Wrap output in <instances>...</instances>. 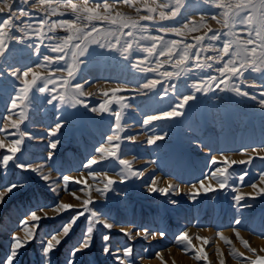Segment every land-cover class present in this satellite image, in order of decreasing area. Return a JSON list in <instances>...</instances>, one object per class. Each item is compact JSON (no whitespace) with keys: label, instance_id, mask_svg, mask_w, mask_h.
Instances as JSON below:
<instances>
[{"label":"rangeland","instance_id":"obj_1","mask_svg":"<svg viewBox=\"0 0 264 264\" xmlns=\"http://www.w3.org/2000/svg\"><path fill=\"white\" fill-rule=\"evenodd\" d=\"M77 2L82 3V0ZM136 6L140 7L141 4L137 2ZM27 7L25 5V8ZM29 10L34 16L21 17V20L30 21L33 25L38 24L39 17L44 13L36 9ZM59 11L68 14L64 17L54 16L52 20L72 18L69 9L61 8ZM116 11L138 19L133 8L127 5H116ZM220 12L221 9L215 7L211 0L207 3L204 0H187L185 8L181 9V14L176 20L161 23H165V26L181 27L189 21L198 22L203 16L208 21V27L194 31L186 29L181 36L158 32L160 24L156 21L141 23L148 28L145 35H164L166 40H184L188 44H194L195 38L204 36L208 28L224 31L222 26L212 19L213 16L221 19ZM143 14L146 13L142 12L141 15ZM3 15L0 13V16ZM96 23L102 30L110 26L105 21ZM191 27L190 24L189 28ZM69 34L60 27H57L54 33H50L61 38ZM17 36L25 43H12L14 51L10 57L11 65L21 73L30 68L42 72L38 66L44 62L43 57L56 55L47 48V45L54 41L45 39L41 42L31 31L27 36L17 32ZM107 39L112 40L113 37L108 36ZM123 41L122 37L121 44ZM149 44V41H141L140 47L137 48L133 43L131 55L112 48H101L97 44H89L88 54L79 57V71L76 79L72 81L73 85L83 84L88 95L81 99L87 107L80 104L72 107L69 102L59 101L48 104L47 95L35 91L30 94L36 99L29 111V120L21 125V130L37 139L25 138L22 152L17 153V156L23 162L44 163L51 151L48 147L49 142L59 139L60 143L54 150L53 160L47 161L48 166L44 168V173H50L51 179L57 181L59 186L56 191H51L35 173L16 168L11 162L7 175L0 173V185L9 182L24 185L0 204V264H6L13 235L19 236L21 240L26 237V233L19 227L21 220L30 211L36 210L37 204L52 205L60 200L73 205L74 208L62 215L45 209L48 215L55 216V219L40 221V227L35 229V239L20 249L14 261V264H44L41 255L42 240L56 232L68 220L71 212L82 210L83 200L88 198L85 192L78 191L83 185L70 182L69 191L65 192L64 184L59 178L67 175L86 179L93 188L102 187V184L93 181L89 176V172L93 170L107 172L117 180L106 196L93 191L91 198L94 203L90 205L105 217L110 216L114 227L108 230L102 225H97L93 232L92 246L77 254L74 258L75 264H118L112 254L106 255L103 251L104 234L111 237L107 243L113 253L122 254V250L128 247L133 250L132 256L127 258L131 264H206L205 261L196 258L197 253L194 249L186 252L183 250L184 245L177 241V236L185 231L192 238L196 249L203 243L198 238L208 239L209 243L203 245L208 255L207 264H220L221 260H224L225 264H246L245 258L254 260L256 255L264 256V196H255L249 186L253 182L259 184L258 177L264 171V160L260 159L264 156V108L258 104L260 94L264 92V74H254V81L248 79L244 83L233 80V83L243 91L249 92L248 97L223 91V85L220 87L213 85L210 91L197 92L193 85L203 86L202 81H207L209 76L219 77L216 70L219 65L200 70L193 64L191 71L181 72L178 78L172 79H166L158 72L139 71L138 65L157 67L155 57H148V54L141 50ZM181 47L183 45L177 46ZM208 55L214 53L210 51ZM203 58L202 55L201 59ZM66 59L71 63L70 58ZM159 60L163 64L160 72L175 71L171 63H164L167 55L159 57ZM4 67L11 72L7 65ZM52 67L66 68L67 65L61 61L59 65L54 64ZM56 75L66 76L67 73L61 71ZM248 75L245 73V78ZM153 80H159L160 83L154 89H143V84ZM9 83L15 84L16 89L21 86V81H15L14 77L10 78ZM253 84L254 86H250ZM117 87L126 89L116 94L126 99L121 102L113 101L109 106V112L91 111V108H98L106 99L112 98L111 93L109 97H104L102 94L104 90ZM15 94L12 87L0 90V123L7 125L4 118L9 115L11 97ZM186 95H194L195 99L181 109L184 112L183 116L153 121L150 125L142 124L148 116L160 115L174 105L178 107ZM252 96H256L257 100ZM121 103L130 105L122 113L124 116L122 122L126 128L121 135L136 137L134 142H124L122 147L127 155L123 158L132 161L133 168L144 173L142 177H130L123 183L119 182L121 177L116 174L119 169L111 160L103 161L91 168L86 167L90 158L99 155L96 149L103 145L106 137L115 130L112 112L120 110ZM58 120L63 127L56 137H52L48 134L49 129L54 127ZM164 133H166L164 139L156 141L155 144L147 143L150 136ZM3 138L0 136V139ZM3 152L4 150H0V154ZM250 156L253 157L250 163L236 164L229 169L233 176L229 178L228 186L225 188L220 189L216 179H209V174L217 167L211 163L213 158L218 161H223L225 157L229 160H248ZM245 172L247 175L244 184H240L235 177ZM153 179L159 188H166L172 184L176 190L170 191L168 195L149 192V182ZM201 181L205 185L210 182L216 190L207 193L201 190L200 195L192 199L189 194L195 191L193 186L199 187ZM72 191L81 199H75L70 194ZM248 193H253L254 198L245 195V199L239 205L234 200L235 196ZM171 200L178 203L175 205L168 203ZM245 203L250 206L242 207ZM38 215L43 216V213L38 212ZM235 219H240L241 223L235 225ZM28 223L29 225L33 223L30 218ZM85 227V217H81L69 237L61 235L62 243L51 254V264H69L70 252L83 236ZM121 227L132 233L131 237L120 231ZM144 229L149 232L147 239L143 238ZM161 230L166 233L163 237L159 235ZM137 231L141 232L139 236L136 235ZM236 231H239V238ZM220 233L223 234L222 237ZM226 239L232 243H226ZM242 240L248 241L250 247L257 250L256 254L250 252ZM233 249L244 256L235 258L232 254Z\"/></svg>","mask_w":264,"mask_h":264},{"label":"snow or ice","instance_id":"obj_2","mask_svg":"<svg viewBox=\"0 0 264 264\" xmlns=\"http://www.w3.org/2000/svg\"><path fill=\"white\" fill-rule=\"evenodd\" d=\"M137 2L141 4L140 7L136 6ZM204 2L207 3L209 0H204ZM186 3L187 0H82V3H78L77 0H0V13L4 14L0 16V90H3L5 87H12L16 93L11 97V106L8 109L9 115L4 118L7 121V125L0 123V136L4 137L0 139V150H4L3 154H0V173L7 175L9 163L11 162L16 168L35 173L45 182L51 191H56L59 186L58 182L51 179L50 173L45 174L44 168L48 166L47 161L53 160L54 150L59 145L60 140L54 139L49 142L48 147L51 151L45 158L44 163L33 164L31 162H23L17 156V153L22 152L25 138L34 140L37 137L22 131L21 125L29 120V111L36 99L34 95L30 94L34 91L47 95L46 102L48 104L59 101L61 103L69 102L72 107H75L77 104L87 107L84 100L81 99V97L88 95L84 91L83 84L76 83L73 85L72 81L76 79V74L79 71V57L88 54L89 44H97L101 48H112L131 55L130 49L133 48V43L139 48L141 41H149L150 44L141 50L146 52L148 57H155L157 67H141L138 65L139 71L158 72L159 75L166 79H172L178 78L181 72L186 73L191 71L193 64L200 70L219 65L216 69L219 77L209 76L207 81H202L203 86L193 85L195 91L206 92L210 91L213 85L216 87L223 85V91H231L238 96H250L249 92L243 91L233 83V80H240L241 83H244L248 79L254 81V74H264V0H211V3L215 7L221 9L219 13L221 19H217L216 16H213L212 19L216 20L224 31L208 28V32L204 36L195 38L194 44H188L184 40H166L164 35H145L148 28L141 21H156L160 24L157 29L158 32L165 34L174 33L177 36H181L186 29L194 31L207 28L208 21L203 16H201L198 22L189 21L181 25V27L173 25L165 26V23H161L176 20L181 14V9L185 8ZM119 4L133 8L138 19L116 11V5ZM25 5L28 7L25 8ZM61 8L69 9L72 18L52 20L51 18L54 16L64 17L68 14L59 11ZM29 9H36L44 13L39 17L38 24L33 25L30 21L25 22L21 20V17L30 18L34 16V13ZM142 12L146 14L141 15ZM98 21H105L110 26L102 30L96 23ZM190 24L192 25L191 28H189ZM238 26L239 31H237ZM45 27H47V31H45ZM57 27L65 29L70 34L62 38L50 35V33L55 32ZM29 31L34 33L41 42L45 39L54 41L49 43L47 48L49 51L56 53V55L55 57H43L44 62L38 66L43 70L42 72L30 68L21 73L10 63V57H12L14 51L11 46L12 43H25L22 38L17 36V32L27 36ZM108 36H112L113 39L108 40ZM122 37L124 41L121 44ZM178 45H183V47L177 48ZM193 49L194 51H190ZM210 51L214 55H208ZM166 55L167 60L164 63H171L175 69L174 72L159 71L163 67L159 57ZM202 55L203 59H201ZM66 57L70 58L71 63H69ZM61 61L67 67L53 69L52 66L54 64L59 65ZM4 65H7L11 69V72H8ZM61 71L66 72L67 75L57 76L56 73ZM245 73L249 74L247 78H245ZM12 77L15 78V81H21L19 89H16L15 84L9 83ZM159 83V80H153L143 84L142 87L143 89H154ZM49 85L52 87H49ZM250 86H254V84ZM125 90L120 87L104 90L103 96L107 98L111 93L112 98L106 99L98 108H91V111L100 113L109 112V106L113 101L121 102L126 99L125 97L116 95ZM252 98L257 100L256 96H252ZM194 99V95H186L178 107L174 105L170 110H165L160 115L148 116L142 121V124L150 125L153 121L181 117L184 115L181 109L189 105L190 101ZM258 104L261 108H264V92L260 94ZM128 107L130 105L121 103L120 110L112 112L115 130L111 135L106 137L105 143L96 149L99 155L90 158L86 165V167L91 168L93 165L111 160L115 167L119 169L116 174L121 177L119 181L121 183L130 177H142L144 175L142 170L133 168L132 161L123 158L127 155L126 150L122 147L124 142H134L136 139L134 135H121L126 128V125L122 122L124 120L122 113ZM62 127L63 124L58 120L54 127L49 129L48 134L56 137ZM165 135L166 133L154 134L148 138L147 143L155 144L156 141L164 139ZM252 159L253 157L251 156L248 160H229L225 157L223 161H218L213 158L211 163L217 165V167L213 173L209 174V179H216L219 188L223 189L228 186V180L233 176V173L229 172V169L236 164H248ZM260 159L264 160V156H261ZM52 167H55L54 163ZM246 175L247 173L245 172L235 177V179L240 184H244ZM89 176H91L93 181H97L103 186L93 188L92 185L88 184L86 179H77L67 175H62L59 178L64 184L63 190L65 192L69 191L68 185L70 182L83 185L78 191L85 192L88 198L83 200L82 210L71 212L68 220L56 232L49 234L46 239L42 240L41 255L44 264H51L50 256L61 245V235L65 238L69 237L81 217H85L86 227L83 236L70 252L69 264H75L74 258L77 254L84 252L92 246L93 232L97 225H102L108 230L113 229L114 224L111 222V217H105L103 213L90 207V205L94 203L91 198L93 191L99 193L101 196H106L107 192L112 190L111 186L117 183V180L109 176L107 172H96L94 170L89 172ZM258 179L259 184L253 182L249 186L253 189L255 196H264V186H261L264 185V171L260 173ZM156 185L155 179L150 181L148 191L168 195L170 191L176 190L172 184H169L166 188H159ZM23 187L22 183L13 182L0 185V204L5 202L6 197ZM193 187L195 191L189 194L192 199L199 196L201 190L205 193L216 190L210 182L205 185L203 181L199 183L198 188ZM233 190L239 191L238 189ZM70 194L75 199H81L76 195L75 191L70 192ZM245 195L254 198L253 193L237 195L234 197V200L238 205L245 199ZM168 203L175 205L178 202L171 200ZM249 206L247 203L242 205V207ZM73 208V205L63 203L60 200L52 205L37 204L36 210L30 211L20 222L19 227L26 233L25 239L21 240L19 236L13 235V243L6 258V264H14L20 249L26 247L32 239H35V229L40 227L42 219H55V216L48 215V211L62 215L65 212H70ZM38 212L43 213V216L38 215ZM28 218L33 222L31 225L28 223ZM240 223V219L234 220L235 225H239ZM120 231L126 236L131 237L132 235L126 228L121 227ZM140 234V231L136 232V235L139 236ZM159 235L163 237L166 233L161 230ZM219 235L223 236L222 233ZM236 235L239 238V231H236ZM154 236L155 234H153V238ZM148 237L149 232L147 229H144L143 238L147 239ZM102 239L105 241L103 251L106 255L112 254L118 264H131L127 259L132 256L133 250L130 247L124 248L122 254H119V252L113 253L111 246L107 243L111 239L110 235L104 234ZM198 239H201L203 243L199 249H196L187 231L177 236V241L184 245V251L187 252L189 249H194L197 253L196 258L205 261L207 264L208 255L203 245H207L209 241L207 238ZM225 242L232 243L231 240L227 239ZM242 243L250 252L256 254L257 250L251 248L248 241L242 240ZM232 254L237 259L244 256L243 253H239L235 249H233ZM245 259L246 264H264V256L256 255L254 260L251 258ZM220 264H225V261L221 260Z\"/></svg>","mask_w":264,"mask_h":264},{"label":"bare ground","instance_id":"obj_3","mask_svg":"<svg viewBox=\"0 0 264 264\" xmlns=\"http://www.w3.org/2000/svg\"><path fill=\"white\" fill-rule=\"evenodd\" d=\"M178 253H179V252H178ZM178 253H177V254H178ZM177 258H178V256H177ZM164 259H165V258H164ZM175 261H176V260H175ZM151 262H152V261H151ZM148 264H149V263H148Z\"/></svg>","mask_w":264,"mask_h":264}]
</instances>
